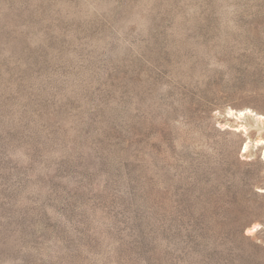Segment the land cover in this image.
<instances>
[{"label": "rangeland", "instance_id": "rangeland-1", "mask_svg": "<svg viewBox=\"0 0 264 264\" xmlns=\"http://www.w3.org/2000/svg\"><path fill=\"white\" fill-rule=\"evenodd\" d=\"M262 141L264 0H0V264H264Z\"/></svg>", "mask_w": 264, "mask_h": 264}, {"label": "bare ground", "instance_id": "bare-ground-1", "mask_svg": "<svg viewBox=\"0 0 264 264\" xmlns=\"http://www.w3.org/2000/svg\"><path fill=\"white\" fill-rule=\"evenodd\" d=\"M245 115V112H240L239 113V116H241V118H242V116H244ZM246 116V115H245ZM240 125V124H239ZM240 127V126H239ZM241 128H243V130L244 129H246L245 127H243L242 125H241ZM262 142H264V141H262ZM256 229V227H254V230ZM252 232V231H251Z\"/></svg>", "mask_w": 264, "mask_h": 264}]
</instances>
